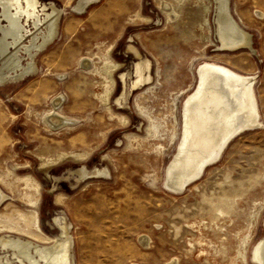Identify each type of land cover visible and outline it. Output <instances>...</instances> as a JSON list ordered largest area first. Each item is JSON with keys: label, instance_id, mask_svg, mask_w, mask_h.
Segmentation results:
<instances>
[{"label": "rangeland", "instance_id": "obj_1", "mask_svg": "<svg viewBox=\"0 0 264 264\" xmlns=\"http://www.w3.org/2000/svg\"><path fill=\"white\" fill-rule=\"evenodd\" d=\"M39 1L60 11L57 36L34 73L0 86V264H253L264 237V0H229L251 39L234 51L219 47L213 0ZM206 61L254 79L262 125L173 192L165 170ZM53 109L67 123L50 127Z\"/></svg>", "mask_w": 264, "mask_h": 264}, {"label": "bare ground", "instance_id": "obj_2", "mask_svg": "<svg viewBox=\"0 0 264 264\" xmlns=\"http://www.w3.org/2000/svg\"><path fill=\"white\" fill-rule=\"evenodd\" d=\"M24 1L26 3L24 13L26 14L28 8H35V1ZM94 1L80 0L76 7L85 8ZM213 1L219 47L228 51L241 48L251 50L250 35L244 32L233 20L231 13L229 14L230 1ZM12 3L16 4V13L10 18V26L6 32L11 37L15 36L19 30L17 15L22 13L20 3L19 0L0 1L2 7L6 9ZM50 18L52 21L56 19V13L53 12ZM7 64L10 65L11 62L8 60ZM111 68L115 69V65ZM253 85L254 79L250 75L241 74L219 63L206 61L198 66L194 88L183 102L181 131L176 151L165 170L164 185L166 188L173 192L183 191L200 178L207 166L219 160L223 150L235 137L243 131L262 125ZM108 90L105 94H108ZM59 115L53 109L47 113L46 123L50 127L67 123ZM5 198L6 196L0 190V204ZM20 219L26 224L27 222L30 224L33 220L37 221L36 218L32 220L29 215L23 213L20 214ZM37 229H39L38 226ZM25 232L32 233L29 227ZM70 247L69 242L68 252ZM40 257L45 258L43 255ZM64 258V255L61 257L56 255L53 260L47 257L44 263L52 261L53 264H64ZM250 260L253 264H264V237L251 249ZM169 264L176 263L173 261Z\"/></svg>", "mask_w": 264, "mask_h": 264}, {"label": "flooded vegetation", "instance_id": "obj_3", "mask_svg": "<svg viewBox=\"0 0 264 264\" xmlns=\"http://www.w3.org/2000/svg\"><path fill=\"white\" fill-rule=\"evenodd\" d=\"M34 1L35 8H28L25 14L26 3L24 0H19L22 12L17 15L19 30L12 37L6 32L10 26V18L16 13V4L12 3L7 9L0 4V54L7 53L0 64V86L21 80L34 73L38 69L36 57L51 45L57 36L60 11L52 2ZM53 12L56 13V19L52 21L50 17ZM3 22L5 25H2ZM25 38L29 39L28 44L23 43ZM22 56L26 57L25 65L22 62ZM8 60L11 62L10 65L7 64Z\"/></svg>", "mask_w": 264, "mask_h": 264}]
</instances>
